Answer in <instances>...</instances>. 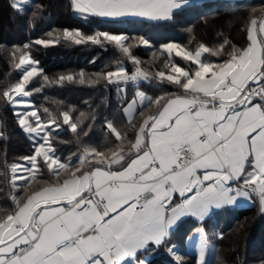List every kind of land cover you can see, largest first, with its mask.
Here are the masks:
<instances>
[{
    "label": "snow or ice",
    "instance_id": "6c2138e0",
    "mask_svg": "<svg viewBox=\"0 0 264 264\" xmlns=\"http://www.w3.org/2000/svg\"><path fill=\"white\" fill-rule=\"evenodd\" d=\"M188 3L71 0L74 13L84 21L114 23L170 21ZM10 7L24 12L18 3ZM261 13L249 17L246 47L233 45L224 53L227 39L217 47L201 43L194 50L170 42L150 53L156 58L154 67L133 53L141 45L151 49V43L123 32L63 29L49 32V39L34 40L32 44L43 48L63 39L111 47L121 55L115 68L93 75L115 87L135 135L130 138L105 120L102 144H84L75 160L61 159L56 143H69L61 132L70 131L79 144L95 116L80 111L74 117V110H68L58 121L44 108L49 118L43 120L29 98L49 78L32 58V44L16 48L12 55L19 79L3 98L34 151L21 158L23 163L10 165L11 208H0V264H148L147 259L137 260L138 254L150 245H166L184 217L203 221L213 209L253 196L264 210V9ZM222 53L226 58L219 62L205 56L219 58ZM177 57L188 66L177 64ZM125 61L133 65L131 72ZM84 77L83 71L62 75L57 83L84 84ZM37 78L40 86L29 88ZM142 82L175 90L152 97L140 90ZM33 184L40 187L33 189ZM174 248L167 246V251L182 264ZM208 249L201 229L199 264H206Z\"/></svg>",
    "mask_w": 264,
    "mask_h": 264
},
{
    "label": "trees",
    "instance_id": "16d2710c",
    "mask_svg": "<svg viewBox=\"0 0 264 264\" xmlns=\"http://www.w3.org/2000/svg\"><path fill=\"white\" fill-rule=\"evenodd\" d=\"M14 2L24 8L23 13L10 7ZM261 9H264V0H210L194 2L181 8L170 21L135 20L114 23L97 18L84 21L74 13L71 0H29L28 4H23L22 0H0V132L3 133L0 136V208H11L10 165L23 163L21 158L32 155L34 151L33 141L19 127L13 107L3 98V92L19 79V70L15 67L12 55L16 48L32 44L38 38L49 39V32L63 29H80L88 34L96 30L123 32L143 37L151 43V49L141 45L134 47L133 53L142 61L152 62L154 67L156 58L150 53L159 51L161 45L170 42L194 50L201 43L217 47L227 39L229 44L225 46L224 53H228L233 45L246 47L249 17L259 18ZM30 52L32 58L39 62L38 68L49 78L48 82H43V89L33 92L29 98L40 110L38 114L43 120L49 118L43 113L44 108H48L58 121L62 120L61 113L68 110H74V117L80 111L90 112L95 116L89 135L82 138L79 144L70 131L61 132V138L70 141L56 143V151L61 159L71 157L75 160L86 143L101 145L105 135V120L113 121L130 138L135 135V129L127 126L120 107L121 96L115 87L93 75L115 68L116 62L121 59L117 51L111 47L102 49L90 44L75 45L61 39L59 44L48 48L32 44ZM205 56L215 62L226 58L223 53L219 58L208 54ZM176 63L181 67L188 66L179 57L176 58ZM125 66L131 72L133 65L125 61ZM81 71L85 74L84 84L67 81L57 83L60 76H76ZM89 80L94 82L90 85ZM39 86L37 78L29 88ZM140 90L148 96L156 97L162 91L172 92L175 89L172 86L161 87L155 83L142 82ZM132 95L133 86L129 85L128 96ZM151 111L155 112L156 107ZM17 183L22 184L24 181ZM32 187L35 189L40 185L33 184ZM201 229L207 234L209 242L210 256L206 264H264V214L260 212L256 198L248 206L218 209L203 221L192 217L181 220L171 232L166 245H150L136 259H147L148 264H178L175 257L167 251V246L174 245L176 254L183 257L182 264H199L197 253L188 250V240Z\"/></svg>",
    "mask_w": 264,
    "mask_h": 264
},
{
    "label": "crops",
    "instance_id": "0c3cea01",
    "mask_svg": "<svg viewBox=\"0 0 264 264\" xmlns=\"http://www.w3.org/2000/svg\"><path fill=\"white\" fill-rule=\"evenodd\" d=\"M205 1H210V0H189V3H188L187 5H189V4H191V3H194V2H196V3H202V2H205ZM187 5H185V6H187ZM185 6H183V7H185ZM183 7H182V8H183ZM178 10H180V9H178ZM178 10H176V11H178ZM145 21H147V20H145ZM148 22H154V21H148ZM155 22H159V21H155ZM254 198L257 199V202H258V205H259V210H260V212L264 214V210H262V208H261V205H260L259 199H258L257 197H255V196H253L251 200H245V199H242V198H241V199H238L237 202H236V204H234V205H226V206H224V207H240V206H248V205H251V204L253 203ZM221 208H223V207H221ZM221 208H218V209H221ZM218 209H213V210L210 212V214L213 213L214 211L218 210ZM210 214H209V215H210ZM209 215H208V216H209ZM208 216H206L205 218H207ZM185 218H187V217H184V218H182L181 220H183V219H185ZM192 218H194V219L197 220V221H200V220H198L196 217H192ZM181 220H180V221H181ZM180 221L177 222V224L173 227V229L171 230V232L176 228V226L178 225V223H179ZM171 232H170V234H171ZM199 234H200V232H199ZM174 251L177 252L176 247L174 248Z\"/></svg>",
    "mask_w": 264,
    "mask_h": 264
},
{
    "label": "rangeland",
    "instance_id": "374dc122",
    "mask_svg": "<svg viewBox=\"0 0 264 264\" xmlns=\"http://www.w3.org/2000/svg\"><path fill=\"white\" fill-rule=\"evenodd\" d=\"M199 235L200 234L198 232V233L194 234L193 236H191L188 240V250L189 251H195L197 253V255H198ZM208 256H210L209 249H208V254L206 256V260L208 259Z\"/></svg>",
    "mask_w": 264,
    "mask_h": 264
}]
</instances>
